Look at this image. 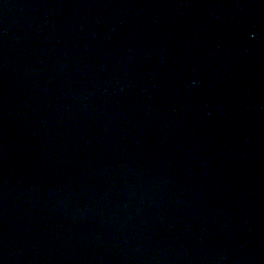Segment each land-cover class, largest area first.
Listing matches in <instances>:
<instances>
[{
    "label": "water",
    "instance_id": "1",
    "mask_svg": "<svg viewBox=\"0 0 264 264\" xmlns=\"http://www.w3.org/2000/svg\"><path fill=\"white\" fill-rule=\"evenodd\" d=\"M0 264H264V0H0Z\"/></svg>",
    "mask_w": 264,
    "mask_h": 264
}]
</instances>
